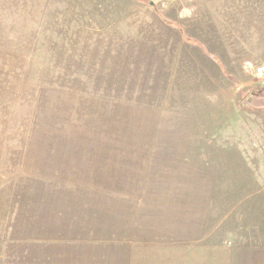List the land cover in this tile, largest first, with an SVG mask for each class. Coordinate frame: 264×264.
<instances>
[{
    "label": "rangeland",
    "instance_id": "obj_1",
    "mask_svg": "<svg viewBox=\"0 0 264 264\" xmlns=\"http://www.w3.org/2000/svg\"><path fill=\"white\" fill-rule=\"evenodd\" d=\"M262 67L264 0H0V264H264Z\"/></svg>",
    "mask_w": 264,
    "mask_h": 264
},
{
    "label": "built area",
    "instance_id": "obj_2",
    "mask_svg": "<svg viewBox=\"0 0 264 264\" xmlns=\"http://www.w3.org/2000/svg\"><path fill=\"white\" fill-rule=\"evenodd\" d=\"M259 75L264 77V67L258 69Z\"/></svg>",
    "mask_w": 264,
    "mask_h": 264
},
{
    "label": "crops",
    "instance_id": "obj_3",
    "mask_svg": "<svg viewBox=\"0 0 264 264\" xmlns=\"http://www.w3.org/2000/svg\"><path fill=\"white\" fill-rule=\"evenodd\" d=\"M209 251H211V250H209Z\"/></svg>",
    "mask_w": 264,
    "mask_h": 264
}]
</instances>
